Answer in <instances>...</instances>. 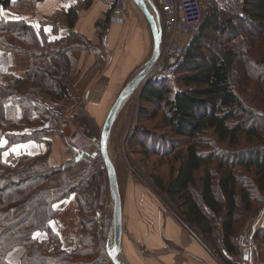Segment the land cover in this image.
Wrapping results in <instances>:
<instances>
[{
  "label": "trees",
  "instance_id": "trees-1",
  "mask_svg": "<svg viewBox=\"0 0 264 264\" xmlns=\"http://www.w3.org/2000/svg\"><path fill=\"white\" fill-rule=\"evenodd\" d=\"M24 1L42 0H0V49L28 60L23 71L0 69V264H8L7 255L17 247L24 249L18 264H112L106 252L112 212L107 218L99 208L107 199L98 193L104 166L99 151L76 153L68 147L67 164L48 163L50 138L61 134L63 124L48 126L56 115L42 99L64 98L70 52L84 48V39L70 30L62 40L48 42L41 35L39 41L24 20L2 16ZM204 11L173 74L177 88L161 78L140 91L139 119L160 114V126L175 139L158 140L136 123L130 144L142 167L150 155L158 159L155 169L171 159L167 181L159 173L148 176L155 190L223 264H239V228L264 211V127L247 121L264 120L253 110H264V0H205ZM209 29L226 39L217 43L218 52L206 44L214 39ZM36 143H45L46 152L24 149ZM70 197L79 208L80 235L74 248L66 249L56 220ZM253 239L256 259L264 264V227Z\"/></svg>",
  "mask_w": 264,
  "mask_h": 264
},
{
  "label": "crops",
  "instance_id": "crops-1",
  "mask_svg": "<svg viewBox=\"0 0 264 264\" xmlns=\"http://www.w3.org/2000/svg\"><path fill=\"white\" fill-rule=\"evenodd\" d=\"M144 1L149 8L147 0ZM111 9L112 0H42L24 1L19 7L11 5L9 10L2 13L10 21L24 20L39 41L41 35L48 42L62 40L71 30L85 42L84 48L77 47L70 52L71 73L63 79V84L67 85L64 98L56 100L49 95L43 96L48 101L43 103L53 109L63 124L61 134L50 138L48 163L51 167L64 166L70 161L71 154L67 148L72 149L68 143L72 131L83 132L94 142L99 140L113 103L149 59L153 37L141 10L129 0L123 11L124 22L119 24L110 21ZM149 12L154 16L151 8ZM6 39L12 41L10 36H6ZM1 50L0 69L25 70V67L19 69L16 57H22L28 66L24 55L2 53ZM33 64L42 66L41 61ZM70 111L74 113L73 117L67 115ZM57 123L59 121L56 120L54 127L58 126ZM31 147L37 153H45L47 150L45 143L27 145L24 149L30 151ZM152 190L137 185L130 175L125 174L124 188L122 192L119 190L122 202L120 252L124 263L216 264L205 248L167 210L155 190ZM56 223L58 227L63 224L62 228L79 227L80 230L79 208L74 197L61 204ZM77 236L79 238V234ZM63 241L65 243L69 240ZM14 250H22L21 255L24 252L21 247ZM19 259L15 264H18Z\"/></svg>",
  "mask_w": 264,
  "mask_h": 264
},
{
  "label": "rangeland",
  "instance_id": "rangeland-1",
  "mask_svg": "<svg viewBox=\"0 0 264 264\" xmlns=\"http://www.w3.org/2000/svg\"><path fill=\"white\" fill-rule=\"evenodd\" d=\"M219 1L223 2V0H219ZM147 2L149 4L151 3L153 5V8H155L154 7V0H147ZM218 5L220 7H222L221 3ZM231 12L229 11V12L225 13L228 15L227 19L232 18ZM204 16H205V11H204L203 17ZM234 23L237 25H240L242 22L238 23V21L234 20ZM243 23L241 25H243ZM241 27H243V26H241ZM199 28L195 31L193 36L190 38V41H192L194 36L199 32ZM208 31H209L208 35H212L214 39L207 40L206 44L209 48L213 49V51L218 52L219 47H218L217 43L219 42L221 44H224L226 39L224 37H221V36L213 35L212 29H209ZM152 48H153V39H152L151 48H150V55L152 52ZM2 53H5V52L2 51ZM205 53L209 54L207 51H205ZM23 57H25V56H23ZM16 58H17L16 64L20 65L19 69H22L24 67L26 68V64H25L23 58L22 57H16ZM19 69H17V70H19ZM20 74H22V72ZM173 78H174V76L170 77L168 79H171V83L174 85L175 88H177V86L174 84ZM142 87H143V85L133 95H131L126 100L124 105L121 107L119 113L117 114L115 124L113 125L112 131L110 134L111 137H109V139L111 138L110 143L108 140V145H107L108 154H109V157L111 158V161L113 162V164L116 168L115 170L117 172L118 185L120 183L119 190L121 189V192L124 188L125 174L130 175V177H132L134 179V181L136 182L137 185L147 186V187L151 188V190L152 189L155 190V188L152 184V181L148 178V176L152 175V174H155L157 176L159 173L161 176H163L164 180L167 181L168 180V171H169V168L171 166V159L170 158H168L166 160L164 159L163 164H161L158 169H155L156 165L153 166L155 164V162H158L157 157H155L153 155H150L148 162L143 165L144 168L138 162L140 160V158L134 159V156L132 153V151L134 150V147L132 146V144H130V139H131V136H132L133 131L135 129L136 123L141 128H145L147 131H149L150 133L155 135V137L158 140L161 139L162 137L168 138L169 139L168 141L175 139V137L169 132L168 129L162 128L160 126V119H161L160 114L157 115L156 119H153V116L151 117V115L149 113L152 111L147 110V113H149L150 116L146 115L147 117L139 119V115H138L139 114V108H140V106L143 105L139 101L140 91H141ZM42 101L48 102L47 100H45V98L42 99ZM244 101H245V105L246 104L251 105L250 101L247 98H244ZM253 110L257 111V112H255V114H257L259 116H264L263 115L264 114L263 109H257L256 110L253 108ZM58 115H60V114H58ZM63 115H64V113H63ZM67 115L70 117H73L74 113L72 111H70ZM56 120L59 121V123H57V125L59 126V124L62 123V119H57V116H56V119H54V123L56 122ZM64 121H67V120H64ZM247 121L249 122V125L264 127V120L261 121V120H257L255 118H253V119H248ZM48 126L50 128H56L57 127V126L54 127L49 123H48ZM68 137L70 139V141L68 143H69V145L72 146L73 151L76 153H78L81 150H86L88 152H91L92 150H94L96 153H98V151H99L98 150L99 149V140L94 142L93 140H91V138L87 134H84L83 132L82 133L81 132L75 133L74 131H72ZM203 141H205V139ZM79 145L81 147V150H78L76 148V146H79ZM164 150L169 151V147H166L165 149H163V151ZM135 151H138V150H135ZM71 158H72V156H71ZM154 171H155V173H154ZM100 178H102V183H100V179H99L98 193L99 192L101 193L102 198H104L103 196L106 195L107 199L101 203L102 206H100L101 204L99 205V208L105 212L107 218H110V212H112V201H111L110 196H109L108 181L106 178L104 166H103V172L101 173ZM155 193L157 194V197L160 199V201L165 205L167 210L170 211L171 214H173V216L179 222H181V224H183L185 226V230L188 233H190L205 248V250L207 251V253L211 257V259H213L216 264H223L222 261L220 260L219 255H217L214 251H212L208 247V245L204 242L202 236L197 234L191 228L189 230L188 225L185 222H183L177 218L176 214L171 210L170 207H168L166 205V203L164 202V199L161 197V195H159L157 193L156 190H155ZM101 197H100V201H101ZM111 224H112V220H111ZM62 225L63 224H60L59 228H62ZM261 227H264V211L260 215V217L255 219V220H253L252 218L247 219V221H245V223L239 228V231H238L237 237H236V240L239 239L240 243L243 246L248 243L253 247L254 251H253V255H252V264H263L256 259V255L258 253L257 243L253 239L254 232ZM77 229H78V231H77ZM60 233H61L62 238L65 239V241L69 240V241L65 242V245H64L65 248L66 249L74 248V246L77 244V241H78L77 234L80 235L79 227L78 228L77 227H68V229L63 227L62 230H60ZM110 236H111V225H110V229H109L108 240L110 239ZM68 237L70 239H68ZM21 251H15L14 250L12 254L8 255V257H7L8 263L9 264H15V262L19 259V256L22 253ZM119 256L121 257L122 261L124 262V260L121 256V252L119 253Z\"/></svg>",
  "mask_w": 264,
  "mask_h": 264
},
{
  "label": "built area",
  "instance_id": "built-area-1",
  "mask_svg": "<svg viewBox=\"0 0 264 264\" xmlns=\"http://www.w3.org/2000/svg\"><path fill=\"white\" fill-rule=\"evenodd\" d=\"M129 0H112V9L109 15L111 22L123 24V11ZM205 0H154V7L161 25L160 58L151 72L150 80L170 78L183 62L191 43L190 38L199 28L203 18ZM54 119L49 124L54 126ZM81 150L80 145L76 146ZM239 264H252L253 247L250 244L242 245Z\"/></svg>",
  "mask_w": 264,
  "mask_h": 264
},
{
  "label": "water",
  "instance_id": "water-1",
  "mask_svg": "<svg viewBox=\"0 0 264 264\" xmlns=\"http://www.w3.org/2000/svg\"><path fill=\"white\" fill-rule=\"evenodd\" d=\"M135 5L141 10L147 19L153 37V48L151 55L143 67L136 75L128 82L125 88L120 92L119 96L109 110L99 137V154L102 157L105 166L106 178L108 181L109 196L112 201V224L111 236L107 242L106 252L112 264H125L119 258L121 250V235H122V202L119 191L118 178L113 162L108 154V140L111 134V129L116 120L117 114L126 100L133 95L142 85H146L150 80V75L155 68L160 58V43H161V25L155 8L150 3L149 8L144 0H132ZM152 9L154 16L151 15L149 9Z\"/></svg>",
  "mask_w": 264,
  "mask_h": 264
},
{
  "label": "bare ground",
  "instance_id": "bare-ground-1",
  "mask_svg": "<svg viewBox=\"0 0 264 264\" xmlns=\"http://www.w3.org/2000/svg\"><path fill=\"white\" fill-rule=\"evenodd\" d=\"M119 258H120V260H122L120 256H119Z\"/></svg>",
  "mask_w": 264,
  "mask_h": 264
},
{
  "label": "snow or ice",
  "instance_id": "snow-or-ice-1",
  "mask_svg": "<svg viewBox=\"0 0 264 264\" xmlns=\"http://www.w3.org/2000/svg\"><path fill=\"white\" fill-rule=\"evenodd\" d=\"M7 155V153H5V156Z\"/></svg>",
  "mask_w": 264,
  "mask_h": 264
}]
</instances>
